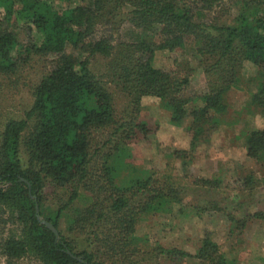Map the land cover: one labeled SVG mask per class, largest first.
<instances>
[{
    "label": "trees",
    "instance_id": "obj_1",
    "mask_svg": "<svg viewBox=\"0 0 264 264\" xmlns=\"http://www.w3.org/2000/svg\"><path fill=\"white\" fill-rule=\"evenodd\" d=\"M225 1L0 0L2 82L11 86L33 57L49 59L22 115L3 116L0 122V258L5 264L27 257L41 264H155L160 257L174 264L236 263L209 234L194 255L161 246L146 250L148 241L136 235L139 222L184 214L187 192L169 174L132 161L133 145L158 127L142 113L144 98L158 100L172 126L190 118L189 150L172 153L180 159L193 155L206 134L232 123L226 119L227 97L244 84L254 88L247 112L264 118V0ZM210 13L216 15L207 20ZM122 24L134 32L130 42L116 41ZM19 33L26 37L23 44ZM189 45L206 81L199 96L188 92L195 72L188 63L168 72L153 65L157 53L170 57ZM98 58L106 62L102 76L90 68ZM245 62L255 66L253 77H244ZM109 85L126 99L120 116ZM243 141L246 156L264 166V128L246 133ZM243 181L251 191L253 178ZM197 182L209 190L220 184ZM47 189L54 202L49 205ZM80 198L92 203L75 208ZM188 207L197 217L221 211L213 199ZM226 216L241 231L249 220L264 224V212L243 213L241 220Z\"/></svg>",
    "mask_w": 264,
    "mask_h": 264
},
{
    "label": "rangeland",
    "instance_id": "obj_2",
    "mask_svg": "<svg viewBox=\"0 0 264 264\" xmlns=\"http://www.w3.org/2000/svg\"><path fill=\"white\" fill-rule=\"evenodd\" d=\"M232 0H226L229 5ZM77 2H75L76 4ZM74 5V4H73ZM235 14V11H232ZM214 13L207 14L211 20ZM132 30L126 24L116 28L114 33L117 42H130L133 38ZM21 44L26 41L23 33L18 34ZM184 51H176L170 57L157 53L154 67L162 71H171L176 67L189 64L195 70L192 74L188 92L191 96H199L205 92V77L194 58L192 47ZM69 52V51H68ZM49 63L48 58L33 57L23 68L12 77L13 84L9 87L0 77V122L3 116H18L28 107L32 87L38 82L43 67ZM90 68L97 76L105 73L106 62L101 59L92 61ZM242 73L245 78L253 77L256 68L245 62ZM9 83V81H4ZM108 88L113 94L116 115L120 116L125 110L126 99L117 92L112 85ZM252 86L244 84L241 90H233L228 94L229 110L226 119L232 123L221 125L216 131L206 134L198 144L194 154L185 159L172 155L174 151H188L191 134L188 128L191 124L187 118L179 127L169 124L168 114L159 107L158 100L144 98L142 113L150 118L151 124L158 126L145 140L137 141L132 148L133 163L145 170L164 172L182 185L187 194L185 198L184 214L175 211L171 216H148L141 220L136 229L139 238L148 241L147 249L161 246L164 249H179L194 255L201 240L206 234L219 246L222 253L236 260L235 264H264V224L261 220H249L246 228L234 229L226 214H233L237 220L243 218L246 212H264V166L260 161L246 156L243 138L253 129L264 128V118L247 112ZM199 104V103H198ZM197 104V105H198ZM196 105V104H195ZM194 104H188L191 111ZM234 121V123H233ZM124 176L126 172H122ZM251 176L254 180L251 191L244 185V179ZM216 180L220 184L216 190L203 187L198 180ZM197 184V185H196ZM246 189V190H245ZM47 202L54 203L47 189ZM236 198V199H234ZM216 200L221 211H212L194 216L188 205L203 206L208 200ZM92 201L80 198L75 202V208H84ZM240 204L241 206H239ZM65 221L61 223L64 229ZM12 231L15 228L11 229ZM19 231L15 230L18 234ZM156 258L155 264H174ZM0 264H5L0 258ZM17 264H41L32 257H27ZM178 264H198L197 261H181Z\"/></svg>",
    "mask_w": 264,
    "mask_h": 264
},
{
    "label": "water",
    "instance_id": "obj_3",
    "mask_svg": "<svg viewBox=\"0 0 264 264\" xmlns=\"http://www.w3.org/2000/svg\"><path fill=\"white\" fill-rule=\"evenodd\" d=\"M37 209V208H36ZM43 224H45V226L51 231V232H53V234H55V236L56 237H58V231L56 230V228H54L53 226H52V224L51 223H49V222H43ZM69 255H71V253L70 252H67Z\"/></svg>",
    "mask_w": 264,
    "mask_h": 264
}]
</instances>
